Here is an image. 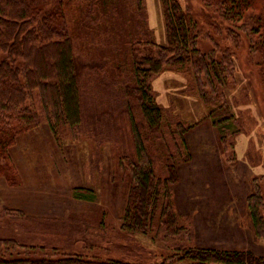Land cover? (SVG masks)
Segmentation results:
<instances>
[{"label": "rangeland", "instance_id": "rangeland-1", "mask_svg": "<svg viewBox=\"0 0 264 264\" xmlns=\"http://www.w3.org/2000/svg\"><path fill=\"white\" fill-rule=\"evenodd\" d=\"M104 1H108L106 7ZM181 1L204 24L199 48L203 53L210 52L215 47L214 36L225 30L227 24L221 23L215 29L202 19L201 14L207 13L202 12L199 2ZM143 6L138 14L136 0L65 1L78 76L85 91V118L75 133L66 132L60 138L43 120L38 128L17 140L10 153L18 172L22 169L19 173L23 186L4 190L3 187L10 186L6 179H0V238L14 239L36 250L45 247L65 253H93L88 250L93 247L97 254L104 250L112 254L109 256H120L115 247L126 241L118 240L117 230L135 187L132 165L138 159L132 133L134 120L142 133L145 150L153 156L158 176H167L168 166H175L179 180L170 188V199L173 214L180 222L181 216L188 217L192 225L188 223L196 230V213L203 215L209 210L212 217L198 223L207 224L209 230L228 239L238 235L250 238L256 242L253 251L264 256V240L255 237L247 208L253 180L264 188L262 55L250 51L249 39L241 31L235 34L238 41L234 45L230 37V43L224 41L217 46L218 61L223 59L222 47L230 45L233 49L225 65L234 66V70L231 68L232 75L229 71L223 74L226 84L220 88L234 115L225 144L220 130L209 120V108L197 89L190 66L184 73L167 71L153 80L157 103L165 115L161 129H150L135 100L126 98L121 102L117 97L125 92V84L132 86V45L148 37L162 45L168 43L161 0H145ZM7 59L8 54L0 52V63ZM21 65L19 61L18 66ZM210 94L217 99L211 88ZM183 128L188 129L181 136ZM33 179L42 187H32ZM74 188L94 189L97 199L92 202L71 198ZM43 198L42 205L35 204ZM70 200L73 203L68 209L76 213L64 221L34 218L24 211L48 213L46 209L52 203ZM167 201H161L158 213ZM8 204L21 206L23 211ZM196 241L200 247L213 245L201 235H197ZM101 257L108 259L104 254ZM156 262L149 258L145 263Z\"/></svg>", "mask_w": 264, "mask_h": 264}, {"label": "trees", "instance_id": "trees-1", "mask_svg": "<svg viewBox=\"0 0 264 264\" xmlns=\"http://www.w3.org/2000/svg\"><path fill=\"white\" fill-rule=\"evenodd\" d=\"M65 1L0 0V52L8 54V59L0 63V178L6 179L10 187L23 184L10 155L19 136L38 128L44 120L54 136L60 138L66 132L75 133L85 118V91L78 76ZM144 1L136 0L138 14L144 9ZM196 1L207 13L201 14L202 19L212 27L218 29L221 23L227 24L225 30L214 36L215 47L208 53L201 51L204 24L181 0H161L168 43L162 45L148 37L132 45V86L125 84V92L117 97L121 102L126 98L135 100L148 127L161 129L165 111L157 103L153 80L166 71L184 73L190 66L197 89L209 108V120L218 127L225 144L234 115L220 88L226 84L223 74L233 73L234 66L225 65L233 49L230 45L222 47L221 61L215 53H220L217 46L222 42L230 43V37L234 45L238 41L235 34L241 31L249 39L250 51L262 55L264 65V0ZM107 2L104 1L105 7ZM144 15L140 18L144 19ZM210 88L217 99L210 94ZM187 129H181V136ZM132 133L138 159L132 165L135 187L117 230L118 240L126 241L115 247L120 256L107 253L105 260L101 257L104 250H98V254L65 253L45 247L36 250L14 239L0 238V264H146L149 258H155L156 264H264V256L251 251L196 247V232L190 218L181 216L180 222L173 214L170 188L179 180L175 166H168L167 176H158L153 156L145 150L142 133L134 120ZM258 183L253 180L247 204L254 235L264 240V188ZM74 196L92 202L97 199L95 190L88 188H75ZM164 199L168 201L158 213Z\"/></svg>", "mask_w": 264, "mask_h": 264}, {"label": "crops", "instance_id": "crops-1", "mask_svg": "<svg viewBox=\"0 0 264 264\" xmlns=\"http://www.w3.org/2000/svg\"><path fill=\"white\" fill-rule=\"evenodd\" d=\"M167 72V71H166ZM208 120V118L206 119V121ZM211 122V121H209ZM212 123V122H211ZM25 135V134H24ZM23 136V135H21ZM19 136L18 139L21 137ZM17 139V140H18ZM15 147V146H14ZM13 148V147H12ZM11 148V149H12ZM11 151V150H10ZM11 155V153H10ZM14 158H12L13 160ZM15 161V160H14ZM15 164V163H14ZM17 164H18V161H17ZM22 169H20L21 171ZM19 171V172H20ZM22 176V175H21ZM0 179H4V178H0ZM23 180V178H22ZM181 182V181H180ZM23 186V185H22ZM20 186V188L22 187ZM32 187H42L41 185L38 184V182L36 180L33 179L32 181ZM16 188V187H14ZM4 190H9V189H12L11 187L9 188H4ZM75 189V188H74ZM74 189H73V195L72 193L70 194V197L71 198H74L76 200H78L75 196H74ZM36 193H39L40 194V189H37L36 190ZM221 199V198H219ZM247 200V199H246ZM208 202H218V200H206ZM44 202V198L39 200L38 202H36L35 204H37L38 206L39 205H42ZM72 201H68L67 203L66 202H57V203H52V207H48L46 210L48 211V213H40L38 211H27V210H24L26 211V213L30 216V217H34V218H59L61 219V221H64L65 218H68L70 216V214L72 213H76V211L74 212H71L70 209H68V207H70V205H72ZM9 206L11 207H14V208H19L20 210L21 209V206H13L11 204H8ZM199 209H202L201 207H197ZM247 208H248V204H247ZM208 209H212V208H208ZM23 211V210H22ZM197 216H195V226H196V237H195V240H194V245L196 247H200L197 245V235H201L202 237H205V239H207L208 241H212L213 242V245L212 246H203V248H215V249H221V250H229V251H251L253 253H255L256 255L258 254L257 252L253 251V243H256L254 242V240L252 241L250 238H240V235H238V237H235V238H226L224 236H222L221 234H218V233H214L215 231H211L209 230V226L207 224L204 225L203 224H200L198 223V220H203V219H207V218H211V211H204V214H200V213H196ZM46 216H51V217H46ZM229 246H233V247H228ZM227 248H234V249H227ZM89 251H95L93 247H89L88 248ZM99 253V252H98ZM103 254H107L106 251H103L102 252ZM259 256H262V255H259Z\"/></svg>", "mask_w": 264, "mask_h": 264}]
</instances>
